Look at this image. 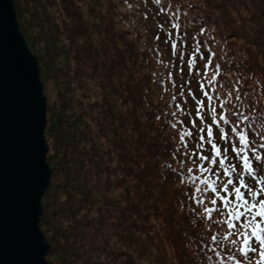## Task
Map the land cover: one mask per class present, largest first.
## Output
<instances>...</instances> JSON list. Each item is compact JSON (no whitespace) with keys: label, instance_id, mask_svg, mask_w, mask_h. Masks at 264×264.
<instances>
[{"label":"trees","instance_id":"16d2710c","mask_svg":"<svg viewBox=\"0 0 264 264\" xmlns=\"http://www.w3.org/2000/svg\"><path fill=\"white\" fill-rule=\"evenodd\" d=\"M78 1L13 0L20 29L26 32V23L45 50L44 61L37 59L39 75L54 93L44 131L51 168L40 216L46 256L53 264H205L194 235L200 229L190 223L182 207L187 200L166 167L169 130L156 116L170 103L167 95L160 99L152 75H165L156 50H166L138 28L147 2L80 0L88 1L84 11ZM171 6L192 35L206 27L201 39L226 74L246 80L251 107L264 113V70L249 71L252 62L234 49L245 39L244 47L262 51L257 57L264 62V0ZM84 15L96 17L95 35ZM64 30L68 43L57 51L54 41Z\"/></svg>","mask_w":264,"mask_h":264},{"label":"snow or ice","instance_id":"6c2138e0","mask_svg":"<svg viewBox=\"0 0 264 264\" xmlns=\"http://www.w3.org/2000/svg\"><path fill=\"white\" fill-rule=\"evenodd\" d=\"M152 2L162 17L155 39L167 46L156 50L165 75H152L170 103L156 119L169 130L166 167L200 229L198 251L205 264H264V113L251 107L246 80L226 74L201 39L206 27L192 35L171 6L178 0ZM32 163L39 167L36 152Z\"/></svg>","mask_w":264,"mask_h":264},{"label":"water","instance_id":"95a60500","mask_svg":"<svg viewBox=\"0 0 264 264\" xmlns=\"http://www.w3.org/2000/svg\"><path fill=\"white\" fill-rule=\"evenodd\" d=\"M45 111L36 56L19 31L13 1L0 0V264H50L38 225L51 174Z\"/></svg>","mask_w":264,"mask_h":264},{"label":"rangeland","instance_id":"374dc122","mask_svg":"<svg viewBox=\"0 0 264 264\" xmlns=\"http://www.w3.org/2000/svg\"><path fill=\"white\" fill-rule=\"evenodd\" d=\"M150 1L151 0H146L147 5H145L144 9L141 11V14H142V12H144V13L142 15V18L138 22L139 23L138 28L139 29L145 28L146 30L148 29V31H150L151 35L147 34V36L148 37L152 36V38H154V40H155V35L158 32L157 23L162 20V17L157 15V11L158 10L152 5V3H150ZM78 3L80 4V8H82L85 11L86 10V5L88 4V1H83L82 2V1L79 0ZM105 11L108 14V10L104 6L103 8H101V12H105ZM93 16L92 15H84V18L87 21L91 31L95 35V28H94V25H93V21H96V17L94 19ZM16 20H17V23H18L19 31L23 34V36H24V38H25V40H26V42L28 44V47H29L31 53L34 54L35 56L38 54L36 59H38V57H39V63H41V61H44V58H42V55H46V54H45V50H44L42 44L40 42L36 43V41H35V39H36L35 37H37V34L34 31H30V29H28V27H27V24L26 23L24 24V22H23V26L25 27L24 28L25 30L27 29L26 32L24 30L20 29L21 27H20L19 19L17 18V16H16ZM125 28H126V26H125ZM65 34H67L66 30H64L63 33L60 35V42H58L56 40L54 41V47L57 49V51H60L59 50L60 49L59 46L61 45V43L64 44V45H67V43H68L65 40V38H64ZM143 36H145V34H143ZM55 38H56V35H55ZM29 41H32V42L30 43ZM143 41L145 42V40H143ZM157 43H158L159 46H164L165 48H167L166 44L164 43L163 36L161 37V40L158 41ZM241 43L239 42L238 44H236L234 46V49L236 51H238L239 53H241L242 57L245 60L252 62V65L249 67V71H252V72H254L257 75L259 73L263 72V70H264V62H263L262 58H260V60H259V58L257 57V55L262 54L261 53L262 51H258L255 48H253L252 46H249V48H245L244 46L248 45V43L246 42L245 39H242ZM155 44H156V42H155ZM33 47H34V49H33ZM64 53H68V51L65 50ZM62 58H64V56ZM253 61H254V64H253ZM37 62H38V60H37ZM39 66H41V68H42L43 65L41 64ZM41 82H42V80H41ZM42 85H43V95H44L45 103H46V107H47V98L49 96H53L54 95L53 88H52L51 83L49 81H46L45 84L42 82ZM157 90H158V88H157ZM254 92H255V90H254ZM67 115H68V117H73L74 116V111L73 110H69ZM45 118H47L46 111H45ZM73 120H74V118H73ZM45 127H46V121H45ZM45 127H44V131H45ZM43 135H44V140H45V143L47 145V151H48L49 137L45 136L44 132H43ZM46 154H47V152H46ZM45 161H46V157H45ZM47 164H48V162H47ZM48 166L50 168L49 164H48ZM50 170H51V168H50ZM49 181H50V178H49ZM44 193H43V195H42V197L40 199V205H41V212L42 213H43V208H42V202L43 201L42 200H43ZM38 225H39V228H40L42 234L44 235V239L48 243V247H49V241H48V238H46L48 233L47 234L43 233V231L41 229V226H40L41 225L40 224V217H39ZM51 259L52 258L47 257L46 254H45V260L47 262H49L50 264H53L51 262L52 261ZM172 259L174 260L173 257H172Z\"/></svg>","mask_w":264,"mask_h":264},{"label":"bare ground","instance_id":"6f19581e","mask_svg":"<svg viewBox=\"0 0 264 264\" xmlns=\"http://www.w3.org/2000/svg\"><path fill=\"white\" fill-rule=\"evenodd\" d=\"M42 215V212L40 213L39 217ZM39 222V221H38Z\"/></svg>","mask_w":264,"mask_h":264}]
</instances>
